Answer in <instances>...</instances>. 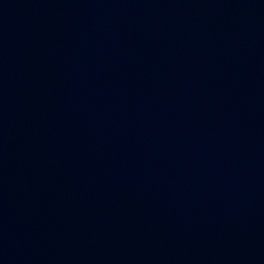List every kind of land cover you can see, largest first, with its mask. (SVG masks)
Masks as SVG:
<instances>
[{
	"label": "water",
	"instance_id": "water-1",
	"mask_svg": "<svg viewBox=\"0 0 264 264\" xmlns=\"http://www.w3.org/2000/svg\"><path fill=\"white\" fill-rule=\"evenodd\" d=\"M0 264H264V0H0Z\"/></svg>",
	"mask_w": 264,
	"mask_h": 264
}]
</instances>
